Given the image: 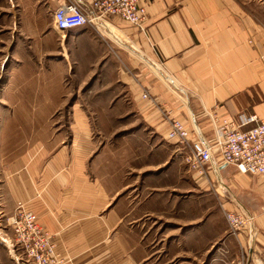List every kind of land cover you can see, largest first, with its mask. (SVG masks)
<instances>
[{
    "label": "crops",
    "instance_id": "obj_1",
    "mask_svg": "<svg viewBox=\"0 0 264 264\" xmlns=\"http://www.w3.org/2000/svg\"><path fill=\"white\" fill-rule=\"evenodd\" d=\"M62 3L0 0V264H23L8 224L19 203L66 264H182L208 250L209 264H233L249 241L230 235L225 208L253 216L264 247V177L215 151L200 178L167 139L175 119L212 146V111L264 121V22L241 0H146L145 31L114 18L102 38L57 32ZM205 193L219 219L192 211Z\"/></svg>",
    "mask_w": 264,
    "mask_h": 264
},
{
    "label": "built area",
    "instance_id": "obj_2",
    "mask_svg": "<svg viewBox=\"0 0 264 264\" xmlns=\"http://www.w3.org/2000/svg\"><path fill=\"white\" fill-rule=\"evenodd\" d=\"M145 1L62 0L63 3L52 14V21L59 33L89 26L102 38L109 34L113 36L110 23L114 18L145 31L148 19ZM143 98L149 99L148 93H144ZM208 116L215 134L212 146L203 142L199 131H193L179 120L172 119L167 133V139L180 147L190 171L200 178H207L214 160L213 152L216 151L224 165L233 166L244 175L264 177V121L256 115L245 114L239 115L237 120L223 118L216 111L208 113ZM250 124L254 126L243 129ZM225 217L230 235L237 240L241 235L246 236L251 248L255 239V218L236 211L225 212ZM8 224L14 234L13 251L18 252L23 264H66L58 254L55 237L41 226L38 216L25 204H18Z\"/></svg>",
    "mask_w": 264,
    "mask_h": 264
},
{
    "label": "rangeland",
    "instance_id": "obj_3",
    "mask_svg": "<svg viewBox=\"0 0 264 264\" xmlns=\"http://www.w3.org/2000/svg\"><path fill=\"white\" fill-rule=\"evenodd\" d=\"M241 1L245 2V4H248L250 10H252L254 12L256 18L260 22H262V23L264 22V0H241ZM10 67L12 68V62H11V64L10 63L8 64L7 70ZM70 99L71 98L68 99L69 103H70ZM87 103H88V100H87ZM0 116H1L0 117V120H1L4 117V113L0 114ZM129 150L135 151V148L133 146H129ZM130 163H131V161H129V164ZM187 190H183V188H179V190L172 191L171 193H176V194L181 195L182 193H184L183 191H187ZM178 192H181V193H178ZM212 197L213 198L215 197V195L213 193L212 194L205 193L201 197L193 194L191 197L192 198V204L190 206L192 208V211L200 212L202 214L205 213L206 215H203V217L205 219H207V221L210 218L214 219L215 216H217L219 219V213L216 212L214 214H211L210 213L211 211L209 210V208H208V213H207V209L204 208L205 203L209 207V204L211 203L210 200L213 199ZM17 207H18V205H17ZM227 211L232 212L234 210L231 208H225L224 209V217L223 218H224L226 223H227V221H226V217H225V212H227ZM177 216H179V218L181 220H183V218L185 217L183 215H181V216L177 215ZM203 217H202V219H203ZM195 223H197V221H195ZM241 239L247 240V238L245 236H242ZM259 244L260 245H258V246L254 244V247H253V243H252V247L251 248L247 247V249H246V248H242L243 245H241L239 243V247L234 252V253H236L235 254L236 256L233 257V262H234L233 264H243V258H244V264H264V247L262 245V242H260ZM211 247L212 246H209V249H211ZM207 252H208L207 255H205V257L202 259L199 257L198 258L194 257L192 259V261H186L185 263H182V264H209L210 261H216L217 260V258H216V260H214V258H213L214 257L213 251L208 250ZM223 260H224V264H227L228 258L223 257ZM175 263L181 264V262H179L178 259H177V261H175Z\"/></svg>",
    "mask_w": 264,
    "mask_h": 264
}]
</instances>
